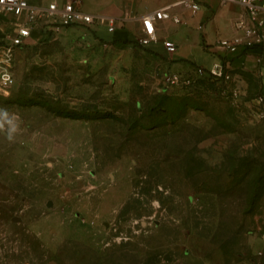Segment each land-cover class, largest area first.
Masks as SVG:
<instances>
[{"label":"rangeland","instance_id":"obj_1","mask_svg":"<svg viewBox=\"0 0 264 264\" xmlns=\"http://www.w3.org/2000/svg\"><path fill=\"white\" fill-rule=\"evenodd\" d=\"M87 29L0 52V264H264V79Z\"/></svg>","mask_w":264,"mask_h":264},{"label":"built area","instance_id":"obj_2","mask_svg":"<svg viewBox=\"0 0 264 264\" xmlns=\"http://www.w3.org/2000/svg\"><path fill=\"white\" fill-rule=\"evenodd\" d=\"M240 12L233 18L232 27L242 32L245 47L264 46V0H236ZM80 0H48L43 3H31L28 0H0V52L9 56L17 47L32 45L52 37L60 29L67 26L90 27L105 25L108 31H114L122 19L102 12L85 11L79 7ZM171 5L185 7L193 13L199 7L198 0H174L148 9L136 16L138 33L135 41L139 45L157 39L156 24L160 21L177 23L180 17L170 10ZM4 24V25H1ZM237 41H219L224 49H231ZM161 44L166 51H172L174 43L162 39ZM191 75L207 76L219 83L237 85L236 72L232 70L226 59L213 61L208 67L196 66L193 71L167 72L164 78L169 83L188 80ZM11 76L5 68L0 71V86H5ZM261 99V97H259Z\"/></svg>","mask_w":264,"mask_h":264},{"label":"crops","instance_id":"obj_3","mask_svg":"<svg viewBox=\"0 0 264 264\" xmlns=\"http://www.w3.org/2000/svg\"><path fill=\"white\" fill-rule=\"evenodd\" d=\"M28 1L43 3L48 0ZM89 1L91 10L81 7L82 0L79 2V7L85 11L102 12L121 18L122 24L114 31H109L111 33L108 40L93 35L91 30H94L97 25L90 26L89 30L82 31L87 39L95 36L104 43L133 45L153 56L158 53L161 64L168 72L193 71L196 66L208 67L213 61L226 59L238 75L253 72L264 79V46L261 48L245 47L241 30L232 27L233 18L240 12V6L236 0H198L199 7L193 13H189L183 6L171 5L170 10L179 15L180 21L177 23L158 22L156 24L157 39L145 45H139L135 41L139 26L136 16L148 9L171 4L174 0ZM65 28L67 27L62 29ZM164 38L174 43L172 51H166L162 46L161 40ZM234 38H237V41L231 45V49H224L219 45L221 40H227L231 44ZM204 52L207 55V61L201 62L200 59ZM181 62L186 65L180 64ZM174 64L177 68H171Z\"/></svg>","mask_w":264,"mask_h":264},{"label":"clouds","instance_id":"obj_4","mask_svg":"<svg viewBox=\"0 0 264 264\" xmlns=\"http://www.w3.org/2000/svg\"><path fill=\"white\" fill-rule=\"evenodd\" d=\"M3 115V120H0V129H4V121H6L9 125H11V131H15L16 125L13 123L11 119L8 118V113L4 111L2 113Z\"/></svg>","mask_w":264,"mask_h":264}]
</instances>
